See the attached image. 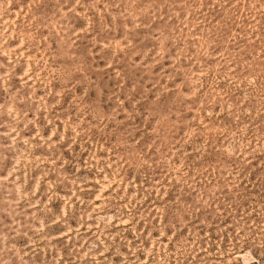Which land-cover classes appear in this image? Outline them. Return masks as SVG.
<instances>
[{
	"label": "rangeland",
	"instance_id": "374dc122",
	"mask_svg": "<svg viewBox=\"0 0 264 264\" xmlns=\"http://www.w3.org/2000/svg\"><path fill=\"white\" fill-rule=\"evenodd\" d=\"M0 264H264V0H0Z\"/></svg>",
	"mask_w": 264,
	"mask_h": 264
}]
</instances>
